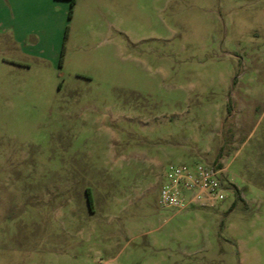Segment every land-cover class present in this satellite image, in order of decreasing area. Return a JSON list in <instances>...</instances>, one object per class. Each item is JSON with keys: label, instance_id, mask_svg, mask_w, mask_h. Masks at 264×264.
Returning a JSON list of instances; mask_svg holds the SVG:
<instances>
[{"label": "rangeland", "instance_id": "rangeland-1", "mask_svg": "<svg viewBox=\"0 0 264 264\" xmlns=\"http://www.w3.org/2000/svg\"><path fill=\"white\" fill-rule=\"evenodd\" d=\"M10 3L0 264H264V0ZM192 163L225 199L160 207Z\"/></svg>", "mask_w": 264, "mask_h": 264}, {"label": "built area", "instance_id": "built-area-1", "mask_svg": "<svg viewBox=\"0 0 264 264\" xmlns=\"http://www.w3.org/2000/svg\"><path fill=\"white\" fill-rule=\"evenodd\" d=\"M217 174L198 163L168 165L162 174L159 206L176 211L192 206L215 207L226 197Z\"/></svg>", "mask_w": 264, "mask_h": 264}, {"label": "crops", "instance_id": "crops-1", "mask_svg": "<svg viewBox=\"0 0 264 264\" xmlns=\"http://www.w3.org/2000/svg\"><path fill=\"white\" fill-rule=\"evenodd\" d=\"M14 18V8L10 0H0V31L13 30Z\"/></svg>", "mask_w": 264, "mask_h": 264}, {"label": "trees", "instance_id": "trees-1", "mask_svg": "<svg viewBox=\"0 0 264 264\" xmlns=\"http://www.w3.org/2000/svg\"><path fill=\"white\" fill-rule=\"evenodd\" d=\"M70 2H71V5H72V3H73V0H70Z\"/></svg>", "mask_w": 264, "mask_h": 264}]
</instances>
